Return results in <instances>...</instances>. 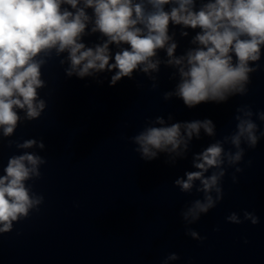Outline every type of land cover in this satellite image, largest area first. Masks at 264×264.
Here are the masks:
<instances>
[{
    "label": "clouds",
    "instance_id": "1",
    "mask_svg": "<svg viewBox=\"0 0 264 264\" xmlns=\"http://www.w3.org/2000/svg\"><path fill=\"white\" fill-rule=\"evenodd\" d=\"M89 24L92 27L87 33ZM170 25L199 29L191 41L198 46L190 48L185 55L176 56L177 43L173 40L175 33L169 35ZM95 33L106 40L86 46L83 37ZM180 35L186 37L188 32L182 30ZM113 44L119 48L114 54L110 50ZM162 49L167 56L163 61L158 58V51ZM53 50L57 57L67 53L69 67L65 74L68 77L75 74L84 78L93 72L115 70L110 81L114 86L124 77L132 79L133 73L138 71L156 81L157 76L151 74L159 73L163 63L175 68L180 78L174 91L164 93L165 101L175 96L189 109L202 103H223L234 96L246 95L250 74L260 68L264 55V0H200L199 8L197 0H0V129L3 137L15 134L21 122L17 110L24 111V120L28 122L41 117L47 104L39 97L38 89L46 87L42 67L49 63ZM112 60L114 62L110 63ZM59 63L63 65L65 60ZM156 87L154 83L152 88ZM254 116L264 122V111L254 113L248 105L238 107L235 131L194 154L193 167L198 170L186 172V179L174 181L183 193H190L193 182L200 181L201 186L196 191L202 192L203 198L192 201L181 212L186 224L198 221L223 199L225 164L233 167L242 162L245 156L242 145L255 149L264 137ZM172 119L169 115L168 120ZM148 124L162 126H146L132 137L138 145L135 150L145 161L156 159L159 152L182 157L193 135L199 139L201 129L209 137L216 135L211 119L177 121L164 126L165 118L157 116ZM229 142L232 147L226 150L224 145ZM13 143L17 149L44 148L43 142L34 138L23 142L9 140V147ZM170 162L174 163L175 158ZM45 163L43 157L29 152L8 158L4 174L0 175V234L11 232L14 222L27 219L31 211H39L44 197L25 182L39 179V166ZM210 169L216 171L205 175ZM235 171L242 169L236 167ZM244 218L251 219L253 225L259 223V218L252 213L245 212ZM227 220L242 223L236 213ZM188 234L203 239L194 230L189 229ZM178 258L175 253L167 257Z\"/></svg>",
    "mask_w": 264,
    "mask_h": 264
}]
</instances>
